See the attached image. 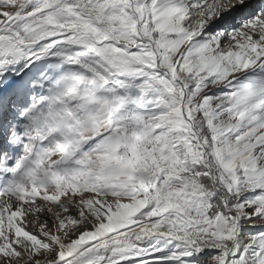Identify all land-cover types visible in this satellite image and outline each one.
I'll return each instance as SVG.
<instances>
[{
	"label": "snow or ice",
	"instance_id": "1",
	"mask_svg": "<svg viewBox=\"0 0 264 264\" xmlns=\"http://www.w3.org/2000/svg\"><path fill=\"white\" fill-rule=\"evenodd\" d=\"M0 264H264V0H0Z\"/></svg>",
	"mask_w": 264,
	"mask_h": 264
}]
</instances>
